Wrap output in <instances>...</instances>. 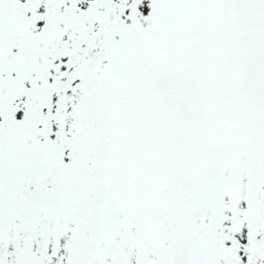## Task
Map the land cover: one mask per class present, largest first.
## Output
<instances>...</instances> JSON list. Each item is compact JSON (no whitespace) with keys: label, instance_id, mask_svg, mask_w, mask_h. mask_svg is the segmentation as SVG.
Instances as JSON below:
<instances>
[{"label":"snow or ice","instance_id":"6c2138e0","mask_svg":"<svg viewBox=\"0 0 264 264\" xmlns=\"http://www.w3.org/2000/svg\"><path fill=\"white\" fill-rule=\"evenodd\" d=\"M0 264H264V0H0Z\"/></svg>","mask_w":264,"mask_h":264}]
</instances>
